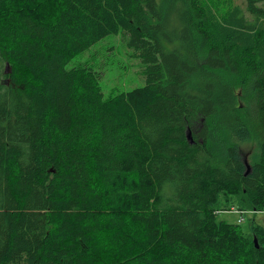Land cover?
Instances as JSON below:
<instances>
[{
	"label": "trees",
	"instance_id": "1",
	"mask_svg": "<svg viewBox=\"0 0 264 264\" xmlns=\"http://www.w3.org/2000/svg\"><path fill=\"white\" fill-rule=\"evenodd\" d=\"M241 1L0 0V264H264V228L216 218L264 212V0ZM119 34L144 86L105 98L67 66Z\"/></svg>",
	"mask_w": 264,
	"mask_h": 264
},
{
	"label": "rangeland",
	"instance_id": "2",
	"mask_svg": "<svg viewBox=\"0 0 264 264\" xmlns=\"http://www.w3.org/2000/svg\"><path fill=\"white\" fill-rule=\"evenodd\" d=\"M243 5L241 0H233ZM121 34L106 36L91 46L87 51L74 58L67 68L77 64L92 67L101 73L99 83L105 98L118 93L130 92L135 88L144 86V78L141 75V62L131 56ZM245 164H249L250 158L256 150V140L253 139L240 147ZM249 168V165H248ZM218 221L229 224H237L247 237H252V228L259 225L264 228V212H256L247 209L244 213L238 211H225L218 214Z\"/></svg>",
	"mask_w": 264,
	"mask_h": 264
},
{
	"label": "water",
	"instance_id": "3",
	"mask_svg": "<svg viewBox=\"0 0 264 264\" xmlns=\"http://www.w3.org/2000/svg\"><path fill=\"white\" fill-rule=\"evenodd\" d=\"M188 139L190 140V134L188 133ZM247 171H249V168L247 167ZM255 245H256V243H255V240H254V242H253Z\"/></svg>",
	"mask_w": 264,
	"mask_h": 264
}]
</instances>
